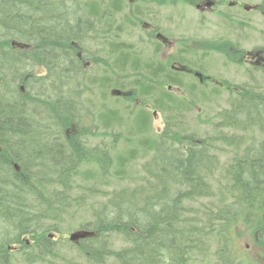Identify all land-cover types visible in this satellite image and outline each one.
<instances>
[{
    "label": "trees",
    "instance_id": "1",
    "mask_svg": "<svg viewBox=\"0 0 264 264\" xmlns=\"http://www.w3.org/2000/svg\"><path fill=\"white\" fill-rule=\"evenodd\" d=\"M122 1L0 0V264H257L233 234L245 227L264 244V42L251 82L227 87L228 104L202 119L195 108L220 91L197 82L198 52L243 65L244 51L225 37L197 49L185 39L144 64L123 28L142 18ZM101 192L86 237L54 240Z\"/></svg>",
    "mask_w": 264,
    "mask_h": 264
},
{
    "label": "rangeland",
    "instance_id": "2",
    "mask_svg": "<svg viewBox=\"0 0 264 264\" xmlns=\"http://www.w3.org/2000/svg\"><path fill=\"white\" fill-rule=\"evenodd\" d=\"M168 1L169 0H133V2L130 3L129 0H126L125 5L124 0L122 1V6L129 14H131L132 11L138 12L142 18L139 24L133 29H131L133 25L123 27L126 28L125 33L128 36H124L126 39L122 38L128 43L136 45V49H143L146 56L149 57L143 56L144 64L146 61V63H151L149 59L155 60V58H157L151 55H158L161 60L165 61L166 57L177 52L179 48L182 47L185 39L191 40L192 45L190 48L197 49L198 45L206 42V40L215 41V39L225 37L235 42L241 50L250 52L258 49L264 42L261 38V30L264 29V16L259 9L261 0H219L220 5L216 7L215 12L205 10L204 13L190 5L196 2L202 3V0H177L174 2V5L168 4ZM231 3L233 4L231 5ZM245 4L251 5V8L246 10L244 8ZM254 5L255 8L253 9ZM144 22L151 23L152 27H146ZM233 22H239L242 24V28L238 30L235 29L234 24H232ZM117 26L119 25H115L114 28ZM152 28H155L158 30L157 32L164 35L165 39L159 40L154 37L153 33L155 31ZM103 31L104 30H100L99 37L95 42L104 41L105 36L103 35ZM168 38L170 41L168 43L166 42L167 44L164 45L162 42H165ZM117 39L120 41L119 37ZM222 41V39L217 40L216 44H221ZM155 43L161 48L158 52L154 51V48L157 47ZM210 52L211 54L207 56L205 60L202 58L203 52L201 50L198 52L199 56L195 58H197L196 60L199 64H202L198 66L204 70V72L200 75L195 74V76L197 82L203 81L205 83L204 90L207 89L212 91L215 87L220 91V95L211 97L209 102L203 105L200 104L197 106L198 108H195L196 112L202 115V119H206L207 116H213L217 109L228 104L229 94L227 87L244 85L251 82L249 76L250 69L248 68L252 66L251 64L247 63L243 67L238 66L233 62L230 63L223 53L215 50ZM175 63L178 62L170 61L169 65L173 67ZM91 65L90 62L88 68ZM178 65L182 67L181 64ZM38 68V71H41L40 67ZM209 75L217 80L216 84L210 83ZM165 86L171 88V85ZM97 93L98 92H96V94ZM153 125L156 129H160L163 126L161 114L154 115ZM207 125L210 126L206 124L203 125L201 129L203 131L207 130ZM226 157L227 155H222V162L226 160ZM143 163L144 159H138L130 166V174L135 173L134 177H132L133 179H137V173L140 172ZM129 180L120 185L128 184ZM79 183L82 185L84 184L83 182ZM99 187L102 191L108 189L107 186L101 184H99ZM75 193L79 194V189H75ZM75 193L74 196H76ZM106 199L107 196L102 192L90 196L85 206L73 210L66 217V222L70 225L68 228L69 233H65L61 236L58 235L57 232H53V239L58 240L61 239L60 237L64 239L66 237L69 238L71 232L80 229L83 221H85V223L87 221H94L96 219L94 209H100L102 203L106 201ZM233 235L234 250L242 259L254 258L257 264H264V244L257 245L253 236L249 234V231L246 230L245 227L237 228ZM79 241L81 240L78 239L77 242ZM208 243L214 248V246H216V239L212 238L207 240V244ZM117 244L118 246L120 245L118 241ZM12 247L14 246H8V249ZM14 248H21V246ZM62 249L65 255L77 253L71 251L66 243H63ZM200 258H202V256L198 259Z\"/></svg>",
    "mask_w": 264,
    "mask_h": 264
},
{
    "label": "flooded vegetation",
    "instance_id": "3",
    "mask_svg": "<svg viewBox=\"0 0 264 264\" xmlns=\"http://www.w3.org/2000/svg\"><path fill=\"white\" fill-rule=\"evenodd\" d=\"M175 1H177V0H169L168 1V4H170V5H174V2ZM204 1V2H203ZM129 2L131 3V2H133V0H129ZM233 3H231V5H232ZM190 5H192V6H194L195 8H197L198 10H200L202 13H204V11L205 10H208V11H210V12H215L216 11V7L218 6V5H220V3H219V0H202V3H199V2H196V3H193V4H190ZM144 25L146 26V27H152V25H151V23H149V22H144ZM155 32L153 33L154 34V37H156V38H158L159 40L161 39V40H163V39H165L164 38V35H162L160 32H157L158 30H156L155 28H152ZM170 40H169V38L167 39V40H165V42H162L164 45L165 44H167L168 42H169ZM167 42V43H166ZM166 58H168V57H166ZM165 58V59H166ZM196 72V71H195ZM194 72V74H196ZM196 75H198V74H196ZM203 82V81H202Z\"/></svg>",
    "mask_w": 264,
    "mask_h": 264
},
{
    "label": "water",
    "instance_id": "4",
    "mask_svg": "<svg viewBox=\"0 0 264 264\" xmlns=\"http://www.w3.org/2000/svg\"><path fill=\"white\" fill-rule=\"evenodd\" d=\"M79 234H80V233H79ZM75 235H76V233L72 234L71 238H73V239H74Z\"/></svg>",
    "mask_w": 264,
    "mask_h": 264
},
{
    "label": "bare ground",
    "instance_id": "5",
    "mask_svg": "<svg viewBox=\"0 0 264 264\" xmlns=\"http://www.w3.org/2000/svg\"><path fill=\"white\" fill-rule=\"evenodd\" d=\"M12 44H13V45H16L17 43L14 41V42H12ZM18 45L20 46V44H18Z\"/></svg>",
    "mask_w": 264,
    "mask_h": 264
}]
</instances>
